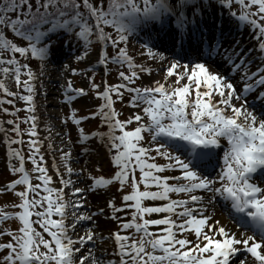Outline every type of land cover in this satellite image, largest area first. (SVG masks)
<instances>
[{
	"label": "snow or ice",
	"instance_id": "6c2138e0",
	"mask_svg": "<svg viewBox=\"0 0 264 264\" xmlns=\"http://www.w3.org/2000/svg\"><path fill=\"white\" fill-rule=\"evenodd\" d=\"M217 2L221 9L228 10L229 25L240 31L243 30L240 25H244L253 33L257 43L249 51H256L261 60L255 71H249L251 61L247 53L241 55L243 49L238 40L224 44L223 20L212 31L201 27L204 9L210 7L207 0H107V7L104 0L95 5L91 0H43L42 3L35 0V10L29 0H4L0 4V26L27 41V46H18L0 33V55L11 54V58H0V74L11 76L19 87L22 68L27 69V79L23 81L27 95H20L19 99L25 101L29 113L35 111L34 87L30 83L35 76L27 64H20L15 54L25 58L30 54L41 62L48 60L53 44L48 39L51 34L60 30L69 36L74 34L81 42L77 60L88 54L93 43H98L99 64L106 65L111 59L112 63L127 66V74L119 73L122 83L105 84L103 91L96 92L103 101L98 112L108 131L93 135L104 141L116 171L110 179L93 177L88 190L103 189L113 182H118L121 190L129 187L130 191L122 196L121 207L117 208L112 200L107 206L112 209V218L117 220V212L134 209L132 221L120 227L134 228L141 234L137 240L122 235L120 230L112 232L109 239L114 240V250L108 253L102 249L97 256L96 240L104 237L97 236L91 228L83 234L76 231L78 223L92 221L96 213L74 211L72 222H66L67 209H80L82 197L66 200L63 187L51 186L52 177L43 166L39 142L30 140L33 152L28 158L34 166L32 171L39 173L35 177L39 183L30 182L24 158L18 150L9 148V158L19 161V166H10L9 170L21 175L0 188L4 191H13L17 185L24 188L14 192L19 198L18 205H13L17 211H0V224L11 219L19 224L14 231L0 229V237H9L6 242H0V252L6 250L0 256V264H233L237 258L238 264H248V254L252 264H264V112H255L246 100L257 85H264L261 74L264 73V0ZM233 4L239 6V12L233 9ZM25 5L27 8L23 10ZM11 12L16 13L15 19L9 15ZM189 25L191 35L196 37L194 49L188 42ZM105 27L113 29L115 38ZM157 27L161 31L171 29L173 47L178 52L171 51L169 56L166 51L170 50L159 49L152 35ZM141 32L146 37L141 43L143 54L161 66L163 79L154 80L149 86L130 87L139 78L138 72H152L151 67L137 64L127 49L129 38H136ZM108 45L118 49L112 57L104 50ZM221 65L227 66L233 75L239 72L240 90L219 70ZM72 71L75 73L76 69ZM98 87L91 83L94 91ZM67 88L77 95L85 94L84 89L73 88L71 82ZM121 89L131 94L129 105L140 108L142 114H133L123 121L118 119L111 93L122 99ZM0 91L9 96L18 95L9 91L4 80H0ZM74 98L66 95L65 101ZM254 99L264 102V90ZM87 118L71 117L76 125ZM36 119L30 115L25 120L32 122L28 129L32 137L37 136ZM133 121L136 126L128 130L126 126ZM13 131L20 135L18 125ZM80 139H89L82 129ZM5 140L8 144L22 143L7 136ZM68 156L62 152L61 160L66 175L71 177L75 170L67 164ZM156 157L167 163H156ZM165 171L178 175H160ZM57 175H61L59 171ZM170 180L176 183H169ZM59 183L71 188L72 197L84 191L75 187L70 178H61ZM41 190L45 195L41 196ZM170 193H182L186 199H172ZM145 201L162 203L146 205ZM217 205H222L236 228L243 230L234 232L213 219ZM99 211L103 214V209ZM154 213L165 215L145 218L146 214ZM152 225L164 227L153 232L149 230ZM189 235L193 238L189 239ZM89 243L91 246L87 247ZM108 256L118 259H106Z\"/></svg>",
	"mask_w": 264,
	"mask_h": 264
},
{
	"label": "rangeland",
	"instance_id": "374dc122",
	"mask_svg": "<svg viewBox=\"0 0 264 264\" xmlns=\"http://www.w3.org/2000/svg\"><path fill=\"white\" fill-rule=\"evenodd\" d=\"M233 9L236 10L238 12L239 10V6L233 4L232 5ZM5 27L0 26V29L4 30ZM6 32H2L0 31V33H3V35L5 36V38L11 40L13 43H16L18 46H26L25 44H23L20 40L17 39V37L13 34V32L6 28ZM112 36H115L112 34ZM49 39V38H48ZM65 37H51L50 40L53 42L52 47H51V51H55L56 55L57 53L60 51L59 49L62 47V43H65ZM67 44L72 45V42H74V48L76 51H78L76 54L79 55L81 53V42L78 41L75 38V35H71L70 38H68L67 40ZM47 42V41H46ZM68 46V47H69ZM127 49L129 52V55H131L134 59V61L137 64H141V65H145L148 67L152 68V72L149 73H143V72H138V76L139 78L136 79L135 84L133 85H129L130 87H143V86H149L151 85V83L154 80H162L163 79V71L162 68L159 64H155L153 63L151 60H149L146 56V54L144 53V49L141 48L140 43L135 40V38L130 39L127 43ZM88 53H93L94 54V58L90 59L91 56H87L89 58H83L81 61H77V59L74 60V62L72 63V66H75V69L77 67L79 68V72L76 69V72L73 73L72 76H69L68 78L71 79V81L77 86V87H81L82 84H85V88L87 89V93L88 95L86 97L81 98L80 101L73 103V104H68L66 105L63 110L61 111L62 115L61 117H63V122H65L66 124V129L67 132L69 134V141H70V145H71V149L73 151V153H76V151H80L81 150H85L89 153H95V152H99L101 151L103 148H105V150L107 151L106 157L104 158V161L102 165L97 166V167H91L89 169H87V171H85L84 177H82L83 179H87V182L92 183V178L93 177H99L102 176L105 179H110L112 177V175L114 174V170L113 167L110 165V156L108 154V149L104 146V141H101L99 138H97V136L93 135L94 133H106V126L104 124V122H102L101 119V114L98 112V104H99V98L95 97V93L96 91H94L91 88V81L92 83L97 84L99 81L98 75L93 77L90 76L89 73H87L86 75H84V67L85 65H89V62L91 61L92 63L90 64L91 66H93L92 68H95L96 66V62H97V53H99V44L98 43H93L89 50ZM3 54V53H2ZM2 55H0L1 57ZM75 56V57H76ZM112 57V56H110ZM21 61L23 64H27L29 66V68L31 69V71L33 72L35 79L33 81H30V83L32 84V86L35 88V95H34V101H37V103L39 104L38 107V112H39V122L41 121L42 126H40L42 129H46L48 128V125L51 122V117L50 116H46L43 114H46V109L42 106L43 102L45 101V95L47 96L48 93L52 92V88L51 85L49 83V77H45L46 76V71L45 68L48 67V63H43V62H39L37 61L35 58H32L30 54H28L27 58L22 57ZM122 66L117 67L116 63H112V61L110 60L109 64H106V75L105 77L103 76V78H107V80H109L110 85H118L120 83H122L121 78L119 77V73L122 71L120 70ZM154 76L155 79L152 81H146L145 78L146 76ZM27 79V75H25L24 77L21 78V84L19 85V87H14V89L12 90L11 86L6 83V86L8 87L9 91L11 92H18L21 95H27V93L24 90L23 87V81ZM84 81V82H83ZM16 88V89H15ZM121 91L123 92V97L122 99H117V104L120 105L118 112L120 114V117L122 119H127L129 118L131 115L133 114H142L141 113V109L137 108V107H132V106H124V102L129 101V98L131 97V94L124 91L123 89H121ZM39 93H41L42 95H39ZM1 92H0V97H1ZM64 96L59 97L60 99H62ZM58 97H56V99H59ZM11 99V98H9ZM18 100V99H17ZM53 100V99H52ZM17 105H15V109H17V118H21V120H24V118H27V113L24 111V108L26 106L25 101L19 99L16 103ZM8 109V106L6 105V110ZM8 111V110H7ZM9 111L10 107H9ZM89 113H95V117L92 119H86L87 121L85 122H81L79 125H76L75 123H73V120L71 119V117L73 115H75V117L80 118V117H84L86 115H88ZM7 116L10 118V114L7 113ZM3 119V115L0 112V120ZM146 120V117H145ZM59 122V120H57ZM31 123V121H29L28 123H24V128H26L27 126H29V124ZM134 124L130 125L132 127L136 126V122H132ZM27 124V125H25ZM83 130V133L89 137V139L82 141L80 139V130ZM8 130V129H7ZM146 136L147 139H150V137H148L147 133L144 134ZM106 140V138H105ZM51 144L52 146V141L50 139H45L42 142V148L47 151V153H50L51 155L54 153L53 148L49 147V145ZM84 151V152H85ZM85 153H83L80 156H83ZM55 156V153L53 154ZM152 155H155L154 153H152ZM2 156V155H1ZM80 156H76L74 157V159L77 162H73V165L76 167H79L80 169V163L78 162V160H81ZM86 156L89 158L90 155L87 153ZM156 163L159 164H163V163H167V161H164L162 158L160 157H156L155 160ZM84 169V168H83ZM82 172V170H80V173ZM165 173H160V175H164ZM171 175H178V172H172L169 173ZM14 176H16L14 179H18L19 176L21 175L20 173H13ZM12 174L5 172L4 169H0V184L2 185H6L7 183H10L11 181H13V176ZM165 175H168V173H166ZM75 179H77L78 176H74ZM77 180L74 181V185L76 184ZM39 183V181L35 182V184ZM34 184V185H35ZM24 188L23 185H17L15 187V189L13 191H9V194H0V211H5V210H10V212H14V208L13 205H18L19 203V198L14 194V192H18V191H22ZM125 189H129V187L126 186V188H124L123 190L120 189L119 185L117 182H113L112 184L108 185L107 187L103 188L101 191L108 195L107 200H112L113 204L119 208L121 207V199L119 196H121V194L123 193V191ZM68 191L70 189H67ZM43 195H45L43 193ZM170 197L172 199L176 198V196L178 194H174V193H170L169 194ZM42 196V195H41ZM185 197V196H184ZM88 203H90L88 201ZM16 209V208H15ZM109 212H111V218H112V209L109 210ZM179 211V209L177 210ZM127 215H130V212H126V211H120L119 213H116V216L119 217V219H111L110 224H109V228L106 230V234L108 237V234H111L112 232H115L119 229V226H121L122 223H126L129 221L128 217H125ZM175 217V216H174ZM33 219H35V217H33ZM137 220H139V218H137ZM19 226L18 221H9L7 223H4V227L3 228H10L11 230H15L17 229ZM34 227H37L38 230L39 226L38 225H34ZM152 227H157L160 228V226H155L152 225ZM42 231V230H41ZM134 231L132 229H130L125 235H130V239L131 238H135L136 236H134ZM45 238L47 237V234L44 233ZM189 238H193L191 235L188 236ZM0 242H6L9 237L8 236H3L0 237ZM108 239H106L107 241ZM137 240H139L137 238ZM105 241V240H104ZM6 253H0V256L4 255Z\"/></svg>",
	"mask_w": 264,
	"mask_h": 264
},
{
	"label": "bare ground",
	"instance_id": "6f19581e",
	"mask_svg": "<svg viewBox=\"0 0 264 264\" xmlns=\"http://www.w3.org/2000/svg\"><path fill=\"white\" fill-rule=\"evenodd\" d=\"M249 38H250V35H249L247 30H245V33L240 36L241 42H243L244 44H245V41L249 42ZM248 49H250V47ZM87 56H91L90 59L94 58L93 53H88L84 58H89ZM249 59H251V57H249ZM60 69H62V70L59 72V75H58V73H54V75H49V77L51 78V81L57 83V85L59 84V87H61L65 82V78H66L65 77V75H66L65 69H68V68L64 66L63 68L62 67L59 68V70ZM220 69L222 70V68H220ZM154 79H155V77L153 75L152 76H146V78H145L146 81H152ZM0 80L7 81L11 87L13 86V84H15V81H12V79L9 77H4L3 74H0ZM236 82H237V84H240V75L238 76V79L236 80ZM54 93L50 94V95H52L51 99L50 100L46 99V102H45L46 103L45 105H46L47 110H48V116H50L52 118L59 116V110L57 108L58 105H57L56 101L52 100V97H54ZM50 125H51V127L46 132V135H48V137L52 139L53 143L56 144V148H54L55 150H57V155H56L55 159L57 160V165H60V167H61V170H62L61 174L66 175V169L64 167V161L61 160V154H62V152L69 154L68 145L62 137L60 125L55 121V119ZM2 133H3L2 130H0V137L3 135ZM106 154H107L106 150L103 148L101 151L93 153L92 155H90V157L88 159H85L83 161L85 165H83V162H82V165L84 167L83 170L86 171V169H89L91 167L100 166V165L104 164L103 161H104V158L106 157ZM66 162L70 167H72L69 164V159ZM3 163H4V159L0 160V166H2ZM73 169L75 170L74 171V173H75L77 171V169L76 168H73ZM92 198L97 200V201H102L105 199V196L103 194L95 192L92 195ZM212 215H213V219L220 220L221 223L227 225L232 231L235 232V227H232L230 224H228V222H227L228 220L225 219L224 216L219 211L212 212ZM104 217H106V216H104ZM93 219L95 220V227H96L95 231L98 233H101L102 235L106 234V230L109 228L110 222L108 220H104L105 218H101V217L93 218ZM113 247H114V245L111 243V241H109V239L107 241L99 244V248L106 249L108 253H111L113 251ZM106 258H113V257L108 256Z\"/></svg>",
	"mask_w": 264,
	"mask_h": 264
},
{
	"label": "trees",
	"instance_id": "16d2710c",
	"mask_svg": "<svg viewBox=\"0 0 264 264\" xmlns=\"http://www.w3.org/2000/svg\"><path fill=\"white\" fill-rule=\"evenodd\" d=\"M4 2V0H0V4H2ZM43 2V0H41V3ZM91 2L95 5L97 3H99V0H91ZM29 3H31L33 5V10H35V0H29ZM104 6L107 7V0H104ZM27 6H23V10H26ZM41 11H43V9H41ZM51 11V9H50ZM81 11H83V6L81 5Z\"/></svg>",
	"mask_w": 264,
	"mask_h": 264
}]
</instances>
